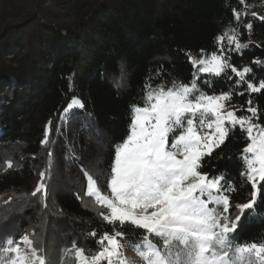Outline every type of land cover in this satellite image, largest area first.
I'll return each mask as SVG.
<instances>
[{"label":"trees","instance_id":"obj_1","mask_svg":"<svg viewBox=\"0 0 264 264\" xmlns=\"http://www.w3.org/2000/svg\"><path fill=\"white\" fill-rule=\"evenodd\" d=\"M245 4L248 15L238 24L233 9L241 10L239 0H0V238L32 233L51 264H61L62 250L73 241L95 250L87 233L110 227L83 195V171L107 191L113 145L125 137L130 105L141 100L145 84L191 81L186 53L218 51L217 37L231 29L249 45L242 54L229 52L231 63L252 68L247 80L264 79V63H253L264 62V21L251 15L264 16V0ZM249 22L251 30L243 27ZM228 75L231 80L200 74L197 83L208 94L245 91L235 74ZM73 97L84 107L65 114ZM249 98L264 124V91L233 94L229 104L246 108ZM49 122L52 131L42 144ZM245 144L237 128L201 169L232 179L233 205L246 203L252 191L239 176ZM50 162L45 207V197L32 193ZM124 230L141 231L129 225ZM234 235L241 241L264 238V184ZM124 250L132 264H144L127 243Z\"/></svg>","mask_w":264,"mask_h":264},{"label":"snow or ice","instance_id":"obj_2","mask_svg":"<svg viewBox=\"0 0 264 264\" xmlns=\"http://www.w3.org/2000/svg\"><path fill=\"white\" fill-rule=\"evenodd\" d=\"M241 10L233 9L237 23L247 16L245 0ZM264 21V16L251 13ZM243 27L251 30V22ZM218 51L198 55L186 53L192 65V79L185 83L173 80L170 86L161 82L146 83L138 103L130 105L125 137L113 145L114 158L105 175L107 191L87 170L84 197L101 209L97 214L109 225L94 238L97 248L86 251L75 241L62 250L61 264H132L124 254L125 243L144 264H264V238L241 241L234 234L245 210L254 209L261 185L264 184V124L259 122V109L252 99L247 107L230 105L233 94L264 91V79L247 80L252 68L238 69L231 63L229 52L241 53L249 45L241 43L235 29L217 37ZM242 54V53H241ZM253 63L261 64L259 59ZM231 72L238 78L233 90L208 94L199 85L200 74L216 77ZM205 84L208 81L204 82ZM83 108L73 97L63 110ZM242 113L237 115V112ZM237 128L244 134L245 146L239 153L241 182L251 186L250 199L233 205L236 184L224 172L202 171L205 157L223 146ZM51 122L46 126L42 144L48 143ZM52 155L51 152L48 153ZM13 167L12 161L7 168ZM48 168L40 173L32 195L45 197L47 207ZM78 199H83L76 193ZM125 225L141 230L125 231ZM32 233L0 238V264H51L39 248Z\"/></svg>","mask_w":264,"mask_h":264},{"label":"rangeland","instance_id":"obj_3","mask_svg":"<svg viewBox=\"0 0 264 264\" xmlns=\"http://www.w3.org/2000/svg\"><path fill=\"white\" fill-rule=\"evenodd\" d=\"M258 10V9H257ZM256 14L258 15V16H263L262 15V13H260V12H256ZM238 115V114H237ZM124 254H125V257L128 259V261H131V259H134L133 257H132V254H130L128 251H125L124 250Z\"/></svg>","mask_w":264,"mask_h":264}]
</instances>
